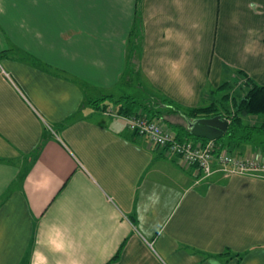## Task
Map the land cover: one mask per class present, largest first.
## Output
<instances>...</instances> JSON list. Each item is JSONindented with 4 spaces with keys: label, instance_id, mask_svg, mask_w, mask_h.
Here are the masks:
<instances>
[{
    "label": "crops",
    "instance_id": "crops-1",
    "mask_svg": "<svg viewBox=\"0 0 264 264\" xmlns=\"http://www.w3.org/2000/svg\"><path fill=\"white\" fill-rule=\"evenodd\" d=\"M0 19L32 39L0 31V264H264V179L204 177L111 93L143 78L188 127L151 96L208 105L235 71L264 86V0H0Z\"/></svg>",
    "mask_w": 264,
    "mask_h": 264
},
{
    "label": "trees",
    "instance_id": "trees-1",
    "mask_svg": "<svg viewBox=\"0 0 264 264\" xmlns=\"http://www.w3.org/2000/svg\"><path fill=\"white\" fill-rule=\"evenodd\" d=\"M237 73L238 79H234L231 83L225 81L216 91L227 90V92L222 96V100H231V107L223 105L219 106V103L214 100L212 103L204 106L198 107H184L174 101L162 97L161 99L155 96H151V102L153 105L162 104L169 109L171 113H179L183 115V118L188 121L195 120L201 117H212L218 114L223 115L229 120L228 130L225 132L224 136L216 139V143L220 150L227 149L234 154H240L239 149L243 145L252 144L255 138L259 136L264 137V86L257 85L253 82L245 79L244 84L239 83V80L245 75L241 71H235ZM233 84L239 86L240 91L235 95L232 93ZM229 89V90H228ZM123 98L130 100L132 103H137L134 96L127 95ZM158 99H160L158 101ZM109 101V102H106ZM113 96L106 95L102 99H96L91 101L96 106H101L105 110L112 103ZM157 101L159 103H157ZM115 102H118L115 100ZM143 111L152 117V120H163L170 124V126L177 128V139L180 141L192 140L199 141L205 140L197 138L191 134L189 127L182 124H172L169 121L162 118V115H166L167 112L156 111L152 107L144 106ZM127 115V112H126ZM259 119L261 122L250 123L247 118ZM185 135V136H184ZM257 136V137H256Z\"/></svg>",
    "mask_w": 264,
    "mask_h": 264
},
{
    "label": "built area",
    "instance_id": "built-area-1",
    "mask_svg": "<svg viewBox=\"0 0 264 264\" xmlns=\"http://www.w3.org/2000/svg\"><path fill=\"white\" fill-rule=\"evenodd\" d=\"M124 117L132 131L147 137L168 155L177 156L185 164L195 165L204 177L218 170L226 176L238 174L264 179V155H241L227 149L220 150L215 140L180 141L175 132L161 120H151L140 113Z\"/></svg>",
    "mask_w": 264,
    "mask_h": 264
},
{
    "label": "rangeland",
    "instance_id": "rangeland-1",
    "mask_svg": "<svg viewBox=\"0 0 264 264\" xmlns=\"http://www.w3.org/2000/svg\"><path fill=\"white\" fill-rule=\"evenodd\" d=\"M14 26H15V23H10L8 21L5 24L4 21H1V19H0V31H5V32L7 31L10 34L9 35L7 33V37L5 39L3 38L4 41H8L10 45H16L17 42H19L21 40L23 42L24 41L25 42H29V41L32 40L29 37L28 38H23V39L17 38L16 37V30H15ZM136 78L137 77H135V80H133V83H129L127 81H124V79L121 80L122 81L121 84L118 85L119 88H113V89H111V93L114 94L115 97H120L122 95H133V96H135V98L137 100V103L136 104H139L140 102H142V103H146L147 102L148 105H150V102H149V99H148L149 96L147 94H145V92L143 91V89L145 90V88H144L145 80L143 78H141V81H139ZM147 89L148 88L146 87V90ZM238 91H240L239 86L237 84H235V85L233 84V88H232L233 95H235ZM226 92H227V90H220V91L214 92L215 93L214 94V100H216V102H218L219 103V106H221V107L223 105L231 107V105H232L231 100H229V99L226 100V101H223L222 100V96ZM250 119H251V117L250 118H247V121L250 122V123H253V122L250 121ZM259 119L261 120V118H259ZM172 120L173 121H179L181 119H179V118H172ZM172 128L177 132V128H175V127H172ZM252 144H256V145H262V144H264V137L263 136H259V137L255 138V140L253 141ZM247 145H251V144H247ZM234 175H238V174H234ZM240 176H243V175H240ZM245 177H251V176H245ZM253 178H255V177H253Z\"/></svg>",
    "mask_w": 264,
    "mask_h": 264
},
{
    "label": "water",
    "instance_id": "water-1",
    "mask_svg": "<svg viewBox=\"0 0 264 264\" xmlns=\"http://www.w3.org/2000/svg\"><path fill=\"white\" fill-rule=\"evenodd\" d=\"M191 134L197 138L216 140L224 136L229 127V120L218 114L188 121Z\"/></svg>",
    "mask_w": 264,
    "mask_h": 264
},
{
    "label": "clouds",
    "instance_id": "clouds-1",
    "mask_svg": "<svg viewBox=\"0 0 264 264\" xmlns=\"http://www.w3.org/2000/svg\"><path fill=\"white\" fill-rule=\"evenodd\" d=\"M118 131V130H117Z\"/></svg>",
    "mask_w": 264,
    "mask_h": 264
}]
</instances>
